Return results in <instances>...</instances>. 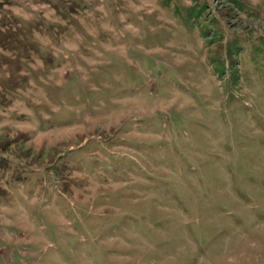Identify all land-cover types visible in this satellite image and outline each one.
I'll use <instances>...</instances> for the list:
<instances>
[{
  "label": "rangeland",
  "instance_id": "374dc122",
  "mask_svg": "<svg viewBox=\"0 0 264 264\" xmlns=\"http://www.w3.org/2000/svg\"><path fill=\"white\" fill-rule=\"evenodd\" d=\"M0 264H264V0H0Z\"/></svg>",
  "mask_w": 264,
  "mask_h": 264
}]
</instances>
